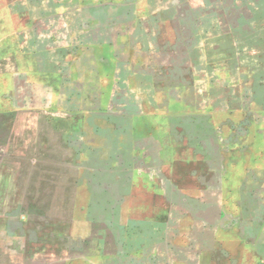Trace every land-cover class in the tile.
I'll use <instances>...</instances> for the list:
<instances>
[{"label":"rangeland","instance_id":"1","mask_svg":"<svg viewBox=\"0 0 264 264\" xmlns=\"http://www.w3.org/2000/svg\"><path fill=\"white\" fill-rule=\"evenodd\" d=\"M84 1L0 0V264H264V0H204L200 14L230 53L212 61L235 76L220 86L235 139H219L220 152L235 141V168L153 194L117 153L128 123L89 115L105 93L52 68Z\"/></svg>","mask_w":264,"mask_h":264},{"label":"crops","instance_id":"2","mask_svg":"<svg viewBox=\"0 0 264 264\" xmlns=\"http://www.w3.org/2000/svg\"><path fill=\"white\" fill-rule=\"evenodd\" d=\"M203 8L204 0H85L73 7L72 25L81 31L67 40V61L52 63L83 75L69 83L105 93L91 98L89 115L128 123V142L117 153L140 164L131 180L149 194L168 178L180 179L185 193L197 191L206 174L219 178L226 159L230 170L236 165L235 141L219 150L220 132L235 139L234 101L230 109L229 94L220 92L235 76L219 60L213 64L230 53L213 50L218 38Z\"/></svg>","mask_w":264,"mask_h":264}]
</instances>
